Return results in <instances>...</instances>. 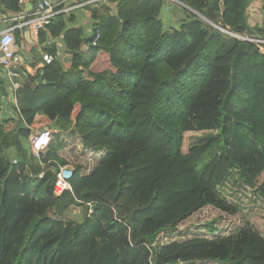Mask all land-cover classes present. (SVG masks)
<instances>
[{
    "label": "trees",
    "instance_id": "16d2710c",
    "mask_svg": "<svg viewBox=\"0 0 264 264\" xmlns=\"http://www.w3.org/2000/svg\"><path fill=\"white\" fill-rule=\"evenodd\" d=\"M108 1L100 15L91 8L95 47L82 27L51 24L70 63L27 74L15 104L0 81L15 114L0 119V264H264V43L251 41H264V0L260 10L252 0ZM168 4L173 18L180 11L170 27ZM37 115L57 133L35 159ZM187 133L213 134L187 147ZM67 165L68 189L56 196ZM85 205V220L64 219ZM211 210L219 215L205 234L175 239Z\"/></svg>",
    "mask_w": 264,
    "mask_h": 264
},
{
    "label": "crops",
    "instance_id": "0c3cea01",
    "mask_svg": "<svg viewBox=\"0 0 264 264\" xmlns=\"http://www.w3.org/2000/svg\"><path fill=\"white\" fill-rule=\"evenodd\" d=\"M35 1V0H34ZM34 1L32 3V7H30V3H26L23 6H18L16 11H9L6 6L1 3L0 0V30H8L13 29V31H18L20 40L19 45H22V49L17 48V52L22 57L21 65L18 69L22 70L24 77L16 76L11 77L9 74L1 75L0 81L3 82L9 97L11 94L13 95V104H15V92L22 85V83H26V75L29 74L31 77L37 76V71H39L44 66V62L42 61L43 55H48L43 53L44 50L54 49L55 56L52 58L54 61H58L63 64H69L72 60V56L70 54L65 53V46L63 42V35H58L56 37L51 36L49 31L46 28L44 29H35L32 26L24 25L26 20L30 19L34 10ZM58 4V9L61 12L56 18L52 21V25L57 27L58 25H63V29L70 30L78 27H82L84 29V36L86 38L92 37L94 34L96 23L92 20V9L93 7L97 14H101L102 9L105 7L114 8L108 0H51ZM173 1V0H170ZM60 4V5H59ZM169 5L166 6V24L168 27L174 26L176 24L175 19L171 16V12L168 8ZM253 9L255 7L250 6ZM261 7V6H260ZM258 9V8H257ZM260 18L251 16L248 19V22L259 23ZM43 36V41L39 43V34ZM14 35V33H13ZM88 49L87 45H84L82 48V52H86ZM33 50V51H31ZM50 56V55H48ZM33 64L34 68H31L30 65ZM81 68L79 67V70ZM26 70L27 72H25ZM64 77L72 84H75L79 78L78 73H74L69 75L67 73H63ZM14 80H17L18 83H14ZM43 85V82H42ZM3 99V98H2ZM1 99V101H2ZM5 100V99H4ZM7 102L3 103V106L0 109V119L3 115H10L15 118V114L12 113V110L7 108ZM76 110H78V106L74 111V115L76 114ZM41 124L42 127L50 128L53 131V136L57 133V130L53 128L52 122L43 115H37L34 117L33 123L30 126L31 133L35 132V128ZM45 153V152H44ZM90 208V207H89ZM74 212V211H73ZM75 213V212H74Z\"/></svg>",
    "mask_w": 264,
    "mask_h": 264
},
{
    "label": "built area",
    "instance_id": "2783aa9c",
    "mask_svg": "<svg viewBox=\"0 0 264 264\" xmlns=\"http://www.w3.org/2000/svg\"><path fill=\"white\" fill-rule=\"evenodd\" d=\"M34 0H17L18 6H23L26 3H33ZM174 1V0H173ZM61 12L58 9V4L52 2L51 0H35L34 1V10L30 19L26 20L24 25L32 26L35 29H44L47 26L51 25L52 21L58 16ZM221 32L229 34L228 32L217 27ZM99 32L96 31L94 39L91 43L92 47L96 46L97 40L99 39ZM239 39H244L238 37ZM255 43H264V41L251 40ZM17 48L22 49V45H17L13 29L0 30V68L9 69V68H19L22 62V57L17 52ZM52 60L51 56L43 55L42 61L49 65ZM11 77H15V74L9 73ZM5 102L4 99L0 101V109ZM53 131L50 128L42 127L41 124L35 128V132L29 135V150L33 158L38 159L41 154H43L48 146L51 144L53 139ZM13 164H16V161H13ZM73 168L70 165L63 166L59 168L57 173V181L55 183L54 193L56 196H59L63 191L68 189V181L72 177ZM90 208L88 214L90 215Z\"/></svg>",
    "mask_w": 264,
    "mask_h": 264
},
{
    "label": "rangeland",
    "instance_id": "374dc122",
    "mask_svg": "<svg viewBox=\"0 0 264 264\" xmlns=\"http://www.w3.org/2000/svg\"><path fill=\"white\" fill-rule=\"evenodd\" d=\"M167 1L169 3L173 2V3L177 4L174 1H170V0H167ZM260 4H261L260 0H252L251 5H249V6L255 7V10H257V8H258V10H260L261 9V7L259 6ZM263 5H264V3H263ZM169 7H171V6L169 5ZM175 10H176L175 11V16L177 17L178 15H180V13H179L180 11H179L178 8L177 9L175 8ZM259 13L261 15V12H259ZM176 17L174 18L175 20L177 19ZM102 70H103L102 67H99V71H102ZM104 72H106V70H104ZM187 134H188V136H187V140H188L187 147H190V146H193V145L203 144L207 139H209L212 136L213 133H187ZM80 157H82V156H80L77 153L72 155V159H74V160H76V159H78ZM83 159H85L84 161L88 162V160L85 157ZM258 205H260L262 207H256V208H258V212L257 213L261 212V214H264V204L262 205L260 203ZM260 209H261V211H260ZM257 213H256V210H255V211H253L251 213V215L249 214V216L256 215ZM218 215L219 214H217V212L214 211V210L207 211V212L206 211L205 212H201L200 214H198V216L196 218H194L193 220L189 221L188 223L183 224L181 227H179L177 229L176 234H174L175 235V239L180 240V239H182L184 237H188L186 235V232H189L187 234L191 235V236H192V234H195V235H203V234H205L204 231H203L204 229H203L202 225L205 222H210L211 220H213ZM79 216L80 215L78 213H75V214L70 213V214H68V212H67V214L64 216V219L66 221L67 220L68 221H70V220L79 221V219H80ZM221 220H224L223 216H222ZM228 221L230 223V219H226L225 223L228 224ZM182 264H188V263H182ZM192 264H208V263H192ZM210 264H216V263H210Z\"/></svg>",
    "mask_w": 264,
    "mask_h": 264
},
{
    "label": "water",
    "instance_id": "95a60500",
    "mask_svg": "<svg viewBox=\"0 0 264 264\" xmlns=\"http://www.w3.org/2000/svg\"><path fill=\"white\" fill-rule=\"evenodd\" d=\"M30 7H32V2L30 3ZM9 73L15 74L16 76L24 77V74H23L22 70H20L18 68H9V69L0 68V74L1 75H3V74L6 75V74H9ZM42 82H43V77L40 76L38 78V80H37V85H42ZM12 97H13V95H12ZM73 211L80 215L79 217L81 219H79V221L80 220H85L87 218V215H88L87 211H89V206L85 205L82 208L72 207V208L69 209L68 214H70V213L75 214ZM70 221L80 223L79 221H75V220H70Z\"/></svg>",
    "mask_w": 264,
    "mask_h": 264
}]
</instances>
